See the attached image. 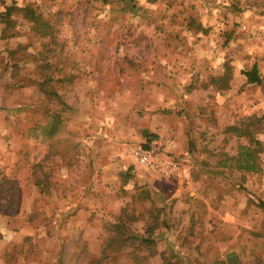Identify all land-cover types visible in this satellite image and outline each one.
<instances>
[{"label":"rangeland","instance_id":"1","mask_svg":"<svg viewBox=\"0 0 264 264\" xmlns=\"http://www.w3.org/2000/svg\"><path fill=\"white\" fill-rule=\"evenodd\" d=\"M0 264H264V0H0Z\"/></svg>","mask_w":264,"mask_h":264},{"label":"trees","instance_id":"2","mask_svg":"<svg viewBox=\"0 0 264 264\" xmlns=\"http://www.w3.org/2000/svg\"><path fill=\"white\" fill-rule=\"evenodd\" d=\"M14 8L15 7H13V6L7 7L5 10L6 15L7 14L9 15V12ZM23 11L25 12V14L28 13V14L33 15L31 12H29L28 9H23ZM41 32H42V35L48 34L46 30H41ZM53 41H55V38L53 39ZM44 51L47 54L43 55V63H44V60L46 59V62L44 63L43 66L47 67L49 65L47 59L50 58L51 54H53V50H50L48 48L47 50H44ZM35 61L39 62L38 59ZM242 73L245 75L248 83L260 84L262 82V77L258 72V67H257L256 63H254L249 69L243 70ZM49 92H50V90H47L46 93H49ZM239 124L240 125L238 127L231 126V127H229V129L231 131L237 133L240 136H249V139L252 141V137H251L252 134L250 132L251 131L250 130V124H252V122L248 121L247 123H245L244 120H241V122ZM57 129H58L57 119L52 118L51 121L44 127L42 132L46 135H52L57 131ZM143 133H144V136L146 138V142L143 145V148L145 150H149V148H150L149 143L153 140H156L158 136H157V134L151 133L148 130H144ZM258 143L259 142H256V144H258ZM249 148L244 146L243 147L244 150L242 152H240V156L243 157V160L246 159L247 157H252L254 152H251V150H249ZM240 167L245 168V169H250V168H252V163L247 159L246 162ZM147 197H149L148 194H147ZM123 214H125L124 217L123 218L121 217L120 220L114 225V229H113L114 234L110 238V245H114L116 242H118V244L115 245L116 247H118V249L122 248V243H124V242L126 243V241H129V238L133 237V235L131 233L126 231L128 228L127 216L129 214H126V213H123ZM143 240L147 241L148 244H151L153 242L150 239L146 240V238Z\"/></svg>","mask_w":264,"mask_h":264},{"label":"built area","instance_id":"3","mask_svg":"<svg viewBox=\"0 0 264 264\" xmlns=\"http://www.w3.org/2000/svg\"><path fill=\"white\" fill-rule=\"evenodd\" d=\"M151 153L148 152V151H142V150H138L136 152V158L137 160L144 164V165H150L152 164L151 161H150V157H151Z\"/></svg>","mask_w":264,"mask_h":264}]
</instances>
